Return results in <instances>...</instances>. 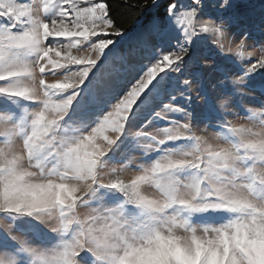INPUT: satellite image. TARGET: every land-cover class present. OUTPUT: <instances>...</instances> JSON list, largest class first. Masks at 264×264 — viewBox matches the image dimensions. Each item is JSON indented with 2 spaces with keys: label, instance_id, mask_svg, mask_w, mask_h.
I'll return each mask as SVG.
<instances>
[{
  "label": "snow or ice",
  "instance_id": "obj_1",
  "mask_svg": "<svg viewBox=\"0 0 264 264\" xmlns=\"http://www.w3.org/2000/svg\"><path fill=\"white\" fill-rule=\"evenodd\" d=\"M0 264H264V0H0Z\"/></svg>",
  "mask_w": 264,
  "mask_h": 264
},
{
  "label": "trees",
  "instance_id": "obj_2",
  "mask_svg": "<svg viewBox=\"0 0 264 264\" xmlns=\"http://www.w3.org/2000/svg\"><path fill=\"white\" fill-rule=\"evenodd\" d=\"M125 26L128 28L129 31H132L135 28V25H132L130 22L126 23Z\"/></svg>",
  "mask_w": 264,
  "mask_h": 264
}]
</instances>
